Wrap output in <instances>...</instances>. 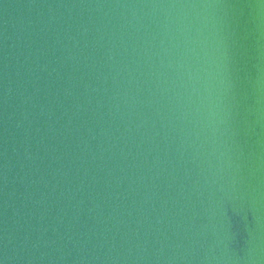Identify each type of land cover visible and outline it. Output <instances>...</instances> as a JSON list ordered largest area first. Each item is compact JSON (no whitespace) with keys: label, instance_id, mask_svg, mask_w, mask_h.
Instances as JSON below:
<instances>
[{"label":"water","instance_id":"obj_1","mask_svg":"<svg viewBox=\"0 0 264 264\" xmlns=\"http://www.w3.org/2000/svg\"><path fill=\"white\" fill-rule=\"evenodd\" d=\"M0 264H264V0H0Z\"/></svg>","mask_w":264,"mask_h":264}]
</instances>
